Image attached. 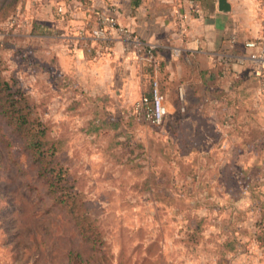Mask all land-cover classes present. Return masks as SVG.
Returning a JSON list of instances; mask_svg holds the SVG:
<instances>
[{
    "label": "rangeland",
    "instance_id": "374dc122",
    "mask_svg": "<svg viewBox=\"0 0 264 264\" xmlns=\"http://www.w3.org/2000/svg\"><path fill=\"white\" fill-rule=\"evenodd\" d=\"M50 4L0 0V76L55 143L53 177L64 176V199L83 202L90 232L0 111V264H264L258 112L238 106L233 88L219 99L189 87L161 126L141 120L135 100L61 70Z\"/></svg>",
    "mask_w": 264,
    "mask_h": 264
},
{
    "label": "crops",
    "instance_id": "0c3cea01",
    "mask_svg": "<svg viewBox=\"0 0 264 264\" xmlns=\"http://www.w3.org/2000/svg\"><path fill=\"white\" fill-rule=\"evenodd\" d=\"M54 1L57 16L52 0L42 12L50 17L45 18L47 25L55 28L53 50L63 72L137 101L148 94L153 76L140 44L152 45L159 59L160 87L168 83L161 91L167 115L178 99L175 83L184 90L218 89L219 99L233 88L235 103L247 104L250 114L258 112L264 123V68L248 57L255 49L246 46L262 33L263 9L255 0H226V11L219 9L218 0ZM107 10L139 42L93 38L95 13Z\"/></svg>",
    "mask_w": 264,
    "mask_h": 264
},
{
    "label": "trees",
    "instance_id": "16d2710c",
    "mask_svg": "<svg viewBox=\"0 0 264 264\" xmlns=\"http://www.w3.org/2000/svg\"><path fill=\"white\" fill-rule=\"evenodd\" d=\"M1 95L5 96L4 100L1 99ZM24 95L12 78L7 80L0 76V111L13 123L16 130L24 136L30 153L39 164L40 171L42 170L44 173L50 189L54 193H59L56 196L57 200L66 207L70 216L75 219L79 230L82 233H88L90 229L86 224L87 216L83 208V202L73 196H66L64 199L62 192L59 191V188H63L61 181L64 180V176L58 174L59 176L53 177L52 165L55 162V143L46 138V129L43 123L28 117L30 105ZM59 170L64 171L62 167ZM74 194L76 195L75 192ZM68 197H71V200H68Z\"/></svg>",
    "mask_w": 264,
    "mask_h": 264
},
{
    "label": "built area",
    "instance_id": "2783aa9c",
    "mask_svg": "<svg viewBox=\"0 0 264 264\" xmlns=\"http://www.w3.org/2000/svg\"><path fill=\"white\" fill-rule=\"evenodd\" d=\"M255 1L258 3V8L263 9L260 20L262 33L259 40L248 41L246 42V46L255 49L248 57L258 64L259 67L264 68V0ZM95 17L96 25L90 31L93 38L106 42L118 36L125 42H131L133 40L139 42L127 28L118 23L111 11L96 12ZM140 46L147 63L152 67L153 76L151 77L148 94L135 101L134 111L141 120L154 126H161L167 116V109L164 104V96L160 89L159 80L156 76L159 70V59L152 45L140 44ZM174 53L177 54V51ZM177 97L179 101L184 103V92H182L181 87L177 90Z\"/></svg>",
    "mask_w": 264,
    "mask_h": 264
},
{
    "label": "water",
    "instance_id": "95a60500",
    "mask_svg": "<svg viewBox=\"0 0 264 264\" xmlns=\"http://www.w3.org/2000/svg\"><path fill=\"white\" fill-rule=\"evenodd\" d=\"M218 4H219V6H218L219 9L222 11H226L229 9V5L226 2V0H218Z\"/></svg>",
    "mask_w": 264,
    "mask_h": 264
}]
</instances>
